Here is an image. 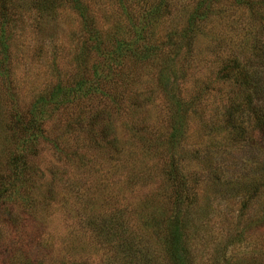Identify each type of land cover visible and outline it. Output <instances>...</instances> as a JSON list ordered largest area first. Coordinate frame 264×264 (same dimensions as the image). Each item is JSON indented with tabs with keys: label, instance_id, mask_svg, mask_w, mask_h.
Listing matches in <instances>:
<instances>
[{
	"label": "rangeland",
	"instance_id": "rangeland-1",
	"mask_svg": "<svg viewBox=\"0 0 264 264\" xmlns=\"http://www.w3.org/2000/svg\"><path fill=\"white\" fill-rule=\"evenodd\" d=\"M80 1V9L65 0L58 1L55 12L24 8L5 26L0 18L8 69L6 76L0 73V175L5 181L13 182L5 170L11 150L22 152L19 141L28 136L7 128L14 114L26 125L30 106L48 101L57 83L88 81L94 71L105 75L103 56L117 44L143 45L133 26L145 13L144 37L154 33L150 37L161 41L145 40L161 46L171 31L187 26L202 0ZM209 4L204 29L194 26L199 42L192 62L178 65L184 79L175 80L181 74L169 72L163 82L168 86L170 77L183 101L203 96L204 128L188 115L181 149H171L172 155L163 147L160 137L167 134L171 109L153 77L166 61V50L144 64H121L105 88L113 97L83 99L61 112H46L34 126L32 162L23 161L28 167L22 189L26 199L0 201V264H151L153 255L154 264H164L161 239L181 201L179 182L164 172L173 162L188 196L196 197L193 207L206 217L198 219L192 264H264V198L249 204L224 199L201 165L220 166L222 179L234 181L256 164V150L233 145L228 136L222 107L239 92L221 84L217 73L224 58H253L251 46L264 40V31L253 22L262 24L261 14L233 0ZM130 72L136 79L124 82L123 74ZM105 108L104 120L92 123L91 115ZM100 218L116 219L114 235L102 236Z\"/></svg>",
	"mask_w": 264,
	"mask_h": 264
},
{
	"label": "trees",
	"instance_id": "trees-1",
	"mask_svg": "<svg viewBox=\"0 0 264 264\" xmlns=\"http://www.w3.org/2000/svg\"><path fill=\"white\" fill-rule=\"evenodd\" d=\"M16 1L17 4H14ZM58 1L59 0H15L11 2V0H0L1 23L5 26L8 21H11V17L15 13H19L24 8L30 10L32 6L36 7L37 10L40 8H47V10L55 12ZM65 1L69 2L76 9L79 7L81 8L80 0ZM119 1L121 0H118V2ZM214 1L216 0H202L197 5L195 9L196 12L188 18L187 26L179 31H171L169 39L167 40L170 44L164 41L161 46H158L161 40L159 41L157 38L150 37L155 36L154 33L144 37V32L147 29L145 19L147 18L148 12L145 13L143 15L145 18H142L140 22H138V25L133 26L136 33V40H143V45H139L137 42L131 44H117L114 49L108 52L107 56H103V61L107 65L105 75L100 74L96 76V71H94L92 78L88 81L79 79L73 81L67 80L65 82L61 81L60 84L57 83L55 89L49 94L48 101L43 99L42 104L37 102L30 106L29 114L31 115V119L27 121L26 125H23L24 121H21L18 118L19 116L14 114L13 117L15 118L9 123L7 128L22 129L24 134L26 133L28 136L19 141L18 149L22 150L23 153L18 152L19 154L16 155L15 152L12 153L13 150H11L10 157L6 161L7 168L5 170L9 172L13 182L1 179L2 174L0 175V201H11L17 198L26 199V197H24L26 193L22 192V189L23 176L28 170V167L24 166L23 161H31L29 149L32 150L36 146L37 141L34 134V126L39 123L40 120H43L40 117L45 115L46 112H61L71 106L74 107L83 99L90 101L94 97H113V94L105 90L114 82L117 76L114 71L125 61H131L135 65L144 64L145 62L153 60L157 52L162 51L164 53L166 50L164 53L166 61L159 67V74L156 78L153 77V82L156 81L160 83L161 91L170 102L171 120L166 128L167 134L161 135L160 140L163 141V147L170 151L172 155L175 151L171 149H181L182 143L185 142L186 129L188 128V120L190 117L198 119L200 126L204 128L206 123L204 121L205 113L201 108L203 96L201 95L196 99L183 101L182 99L185 97L178 94V88L173 84L170 77L168 78V86L163 82H165L164 78L169 72H174V74H176L178 71L177 75L181 74V76L176 77L175 80L184 79L183 72L178 70V65L180 62L183 64L192 62L191 53L193 54L194 44L199 42L194 35V26L199 27L201 24L204 29L205 25L203 26L202 23H204L209 16L207 13L210 10L209 3ZM233 1L239 5L241 4L243 8L248 9L253 15H255V12L261 14L260 19L262 24L255 19L253 22L260 27V30L264 31V0ZM13 4L14 8L11 7ZM153 13L158 16L160 10L156 8V10H153ZM245 34H247V32H245ZM175 35L176 37H174ZM249 36L250 35H246L245 39ZM145 39L157 41L158 43L149 44ZM259 42L257 44L255 43L253 47L251 43L246 44L243 42L242 47L249 46L250 48L251 46L253 58H248L244 62L232 59L231 57L224 58L221 62L222 69L217 73L221 84H229L235 88L236 92H239L234 94L228 105L225 103L222 107V109H224L222 116L229 128L228 136L233 145H243L253 149V151L256 150V164L253 168H248L252 170L251 173H246L248 169H244L234 181H232V179H222L221 175L224 174V171L220 166L218 168L212 167L211 162L210 165L205 162L201 164L202 167L205 166L208 173L212 174V185L219 190L224 199L239 198L240 201H245V204H249L248 201L253 199L258 201L264 198V40H259ZM5 45V41L0 39V54L2 55L0 58V73L4 75L8 72V69H6V60L3 59L6 50ZM180 51H182L181 57L179 56ZM123 76L125 77L124 82L127 83H132L133 80L136 79L134 72L123 74ZM198 101L199 103L195 105V102ZM108 114L106 108L94 112L91 115L92 123L96 124L104 120ZM188 115L191 116L188 118ZM182 155L183 154H180V156ZM199 158L200 157L195 159ZM175 164V162L171 163V169L167 168L164 170L165 173L167 171V173L170 174L172 179H176V182H179L176 192L178 198L180 197L181 199L179 202L180 204H178L179 209L176 212L175 218L169 220L167 224L168 227L166 230L168 234L163 239L160 238L161 241H165L163 255L167 261H164V264H192L193 260L196 259L194 241L199 233L198 219L201 217L204 219L206 217L200 212L198 207H193V202L196 201V197L191 199V197L188 196L187 185L184 183L183 177L178 173L180 169L178 170V168H176L177 171L172 169ZM17 181L20 182V185ZM20 189L22 193L19 192ZM183 204L186 208L182 206ZM262 217L264 218V215ZM100 219L104 226L101 230L102 236L103 234L104 237L112 236V232L118 229L116 219L110 218L109 221L103 218ZM152 257L151 264H154L155 261H153V259H155L157 255L156 257L154 255ZM148 264H150V261Z\"/></svg>",
	"mask_w": 264,
	"mask_h": 264
}]
</instances>
